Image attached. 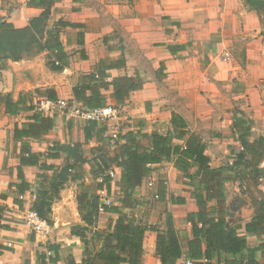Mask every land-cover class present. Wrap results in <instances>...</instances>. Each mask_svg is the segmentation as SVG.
<instances>
[{"label": "crops", "instance_id": "1", "mask_svg": "<svg viewBox=\"0 0 264 264\" xmlns=\"http://www.w3.org/2000/svg\"><path fill=\"white\" fill-rule=\"evenodd\" d=\"M27 1L0 0V18L17 28L27 25L41 11L28 6ZM59 19L75 24L62 28L59 34L65 51L62 71L48 69L47 52L9 60L0 70V206L5 208L0 221V264L79 263L85 244L71 228L85 224L76 194L81 189L105 192V183L97 188L103 178L100 159L113 157L118 145L126 141L127 132L168 133L173 114L185 123L188 136L197 135L205 144L208 165L218 172L215 180L202 184L203 193L212 194L208 211L217 217L221 206L226 225L244 235L249 246L264 240V234L257 237L245 230V223L254 215L255 200L264 194V175L255 180L252 171L264 168V143L260 157L245 154L243 159L237 158L242 150L240 138L252 148L259 139L264 141V19L245 0H54L48 25ZM88 73L103 75L107 84L101 93L106 104L118 107L116 120L123 127L116 144L106 142L107 127L103 131L99 125L85 141L87 121L60 112L44 114L53 122L44 134L14 137L15 128L32 121L37 100L53 93L56 98L74 101L72 86ZM117 77L138 83L122 100L113 96L111 83ZM22 141L31 152L42 154V162L57 168L67 159L61 152L54 158L45 157L54 143L80 142L85 158L84 163L76 164L80 178L67 181L52 203L51 222L42 219L38 229L26 222V214L41 176L51 175L52 170L40 164L21 166L29 188L17 193ZM184 143L172 135V145ZM174 160L175 156H170L152 165L133 193L150 179L155 180L158 191L163 189L164 198L170 200L166 213L172 217L183 252L174 264H188L184 252L192 232L186 216L197 211L192 193L201 184L198 177L190 179L177 170ZM109 169L114 173L111 193L103 195L140 222L128 205H122L120 168L112 165ZM114 194L119 196L114 199ZM115 218L112 212H99L96 227L85 232L88 240L95 229H106L108 221ZM164 219L153 225L163 228ZM155 240V232L145 230L140 264H161ZM256 256L263 261L260 252Z\"/></svg>", "mask_w": 264, "mask_h": 264}, {"label": "trees", "instance_id": "2", "mask_svg": "<svg viewBox=\"0 0 264 264\" xmlns=\"http://www.w3.org/2000/svg\"><path fill=\"white\" fill-rule=\"evenodd\" d=\"M258 15L264 19V0H245ZM54 0H28L27 5L40 8L41 11L32 17L27 25L14 27L12 23L0 18V70L6 67L7 61H18L23 58L35 56L41 52H47L46 65L53 72H60L64 66L62 59L65 51L59 39L62 28L75 26L73 23L61 19L48 25V18ZM107 82L101 73H88L72 86L74 102L83 109H93L106 105V100L101 93ZM113 96L116 100L124 99L128 93L137 88L138 83L128 77H117L112 81ZM89 92V93H88ZM55 99L53 93L44 96ZM34 108V107H29ZM29 121L20 129H14V137L21 139L24 136L36 137L44 134L52 128V118L36 111ZM171 129L166 134L153 132L150 134L126 133V141L116 148L113 157L100 159V171L105 183V192L111 193V177L107 173L112 165L120 168L118 188L122 193L121 202L127 206V199L131 198L133 190L139 187L143 178L151 171V166L163 159L175 156L174 166L184 176L192 179L198 177L201 186L193 191L197 211L187 214V221L191 224L192 238L186 242L187 249L184 252L185 259L191 264H264V240L255 246H249L244 235H239L236 228L227 226L222 209L217 210V217L213 216L207 208V202L212 198L209 191L203 193L205 182L215 180L217 170L210 169L209 157L205 154V144L197 135H187V129L182 119L173 114L171 117ZM100 125L95 120H88L84 128L85 141L91 137L92 129ZM102 130H106L104 126ZM184 140V146L172 145V135ZM242 150L237 155L243 159L245 154L260 157L263 150L262 139H259L256 147L240 138ZM116 144V143H115ZM81 143H54L45 154L46 158L57 157L58 154H66V162L57 168L52 164L41 161V153L31 152L27 142H21V152L18 165V177L20 182L16 185L17 193L28 190L29 184L24 180L21 166L40 164L41 168L52 170L51 175H42V180L34 193L31 210L40 219L50 223L51 205L59 197L60 190L67 181L80 178L76 164L85 162L80 152ZM194 168L192 174L189 171ZM255 180L264 175V168L254 167ZM163 196V189L158 191ZM220 199L222 195H219ZM16 202L21 201L17 198ZM181 201L178 199L177 202ZM77 208L85 225H76L71 228V233L80 238L85 244L84 257L79 263L72 264H140L142 254V239L145 230L155 232V253L161 264H174L183 254L177 231L173 226L172 217L166 213L164 227L156 225H142L133 216L122 213L117 205L101 203L98 193H90L81 189L76 194ZM254 202V201H253ZM255 210L252 218L245 223L247 233H253L257 237L264 234V194L255 200ZM104 211L112 212L116 218L108 221L106 229H95L92 240L89 241L86 231L90 227H96L99 218V206ZM5 208L0 206V221ZM0 226H2L0 222ZM92 242V243H90ZM99 244L98 248L95 247ZM257 252L261 253L262 262L257 259ZM44 260V258H43Z\"/></svg>", "mask_w": 264, "mask_h": 264}, {"label": "built area", "instance_id": "3", "mask_svg": "<svg viewBox=\"0 0 264 264\" xmlns=\"http://www.w3.org/2000/svg\"><path fill=\"white\" fill-rule=\"evenodd\" d=\"M224 57L227 58L228 54L226 53ZM36 110L43 114H54L55 112H60L62 114H68V115L76 114L84 118L86 121L95 120L103 123H107L111 121L112 119L116 118L118 114L117 107L109 104L93 109H83L77 106L74 101H68L60 98L52 99L48 97H41L39 99V101L36 104ZM110 136L112 141L115 142L117 140L118 134L117 132H112ZM108 174L110 177H112L114 174L113 170L110 169L108 171ZM103 194H105L103 190L99 192V195L101 196V203L102 204L110 203L108 198L103 197ZM98 211L99 212L104 211L102 205L99 206ZM25 220L27 223H30L35 229H38L43 223V220L40 219L38 215L32 210L27 212ZM188 264H190V262H188Z\"/></svg>", "mask_w": 264, "mask_h": 264}, {"label": "rangeland", "instance_id": "4", "mask_svg": "<svg viewBox=\"0 0 264 264\" xmlns=\"http://www.w3.org/2000/svg\"><path fill=\"white\" fill-rule=\"evenodd\" d=\"M38 101L39 100H37V102ZM109 105L117 107L114 104ZM118 115L119 112L116 118ZM73 116H76V114H73ZM116 118L111 120L110 125L99 122V129H102L104 126L107 127V134L105 135V138L108 144H114L117 141H112L110 134L112 132H117L119 136L120 129L123 127L122 125L120 126V122L119 120H116ZM115 120L116 122H114ZM118 138L119 137H117V139ZM224 167L226 166L224 165ZM117 196H119V194H114L111 197L115 199ZM103 197H105V195H103ZM169 204L170 200L168 198H162L158 194V189L155 185V180L153 179L145 181L143 184V189L139 192L133 193L131 198L127 199V205L129 206V210L132 212V215H135V217L140 220V222L150 225L158 223L162 217L165 216Z\"/></svg>", "mask_w": 264, "mask_h": 264}]
</instances>
